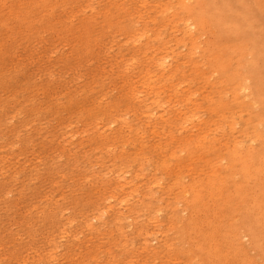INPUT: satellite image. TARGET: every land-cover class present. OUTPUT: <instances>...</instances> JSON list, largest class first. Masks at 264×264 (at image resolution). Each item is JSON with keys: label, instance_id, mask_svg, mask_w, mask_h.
<instances>
[{"label": "rangeland", "instance_id": "obj_1", "mask_svg": "<svg viewBox=\"0 0 264 264\" xmlns=\"http://www.w3.org/2000/svg\"><path fill=\"white\" fill-rule=\"evenodd\" d=\"M193 4L0 0V264H264V67Z\"/></svg>", "mask_w": 264, "mask_h": 264}, {"label": "bare ground", "instance_id": "obj_2", "mask_svg": "<svg viewBox=\"0 0 264 264\" xmlns=\"http://www.w3.org/2000/svg\"><path fill=\"white\" fill-rule=\"evenodd\" d=\"M191 1L194 2L192 7H186L184 11L189 16L185 20L186 24L183 22L187 32L198 31L204 19L212 22L220 30H229L238 38L230 47H233L239 60H243L247 66L244 72L238 73V77L234 75L233 81L238 84L237 92L256 103L259 99L258 85L251 79L260 75L257 71V61H261L264 67V27H259L255 23V18L260 12H264V0H203L204 4L199 11L197 4L200 0ZM168 58L159 63L163 69ZM258 123L264 125L259 120Z\"/></svg>", "mask_w": 264, "mask_h": 264}]
</instances>
